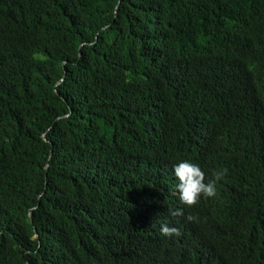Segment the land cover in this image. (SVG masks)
I'll list each match as a JSON object with an SVG mask.
<instances>
[{"label":"trees","instance_id":"16d2710c","mask_svg":"<svg viewBox=\"0 0 264 264\" xmlns=\"http://www.w3.org/2000/svg\"><path fill=\"white\" fill-rule=\"evenodd\" d=\"M0 264H264V0H0Z\"/></svg>","mask_w":264,"mask_h":264},{"label":"clouds","instance_id":"9594fccd","mask_svg":"<svg viewBox=\"0 0 264 264\" xmlns=\"http://www.w3.org/2000/svg\"><path fill=\"white\" fill-rule=\"evenodd\" d=\"M173 171L179 181L176 186L179 193V201L186 208L196 206L200 202L201 197H214L217 191L216 182L222 179L227 173V169L214 171V178L208 179L198 164L188 160H182L174 165ZM169 214L173 217L181 216L183 215V211L180 209H170ZM187 219L191 221L194 217L188 216ZM161 235L165 237H179L181 232L178 228L165 224L161 226Z\"/></svg>","mask_w":264,"mask_h":264}]
</instances>
